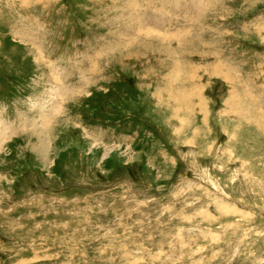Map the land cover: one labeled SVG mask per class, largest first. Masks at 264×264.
Wrapping results in <instances>:
<instances>
[{"label":"rangeland","instance_id":"obj_1","mask_svg":"<svg viewBox=\"0 0 264 264\" xmlns=\"http://www.w3.org/2000/svg\"><path fill=\"white\" fill-rule=\"evenodd\" d=\"M0 139V264H264V0H0Z\"/></svg>","mask_w":264,"mask_h":264},{"label":"bare ground","instance_id":"obj_2","mask_svg":"<svg viewBox=\"0 0 264 264\" xmlns=\"http://www.w3.org/2000/svg\"><path fill=\"white\" fill-rule=\"evenodd\" d=\"M144 15H145V14H144ZM0 143H2V142H1V139H0ZM0 149H1V148H0Z\"/></svg>","mask_w":264,"mask_h":264}]
</instances>
